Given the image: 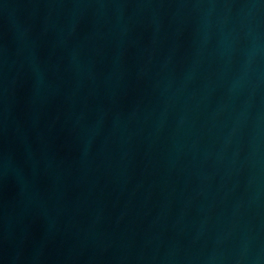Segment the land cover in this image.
Returning a JSON list of instances; mask_svg holds the SVG:
<instances>
[{
	"label": "water",
	"instance_id": "1",
	"mask_svg": "<svg viewBox=\"0 0 264 264\" xmlns=\"http://www.w3.org/2000/svg\"><path fill=\"white\" fill-rule=\"evenodd\" d=\"M0 264H264V0H0Z\"/></svg>",
	"mask_w": 264,
	"mask_h": 264
}]
</instances>
